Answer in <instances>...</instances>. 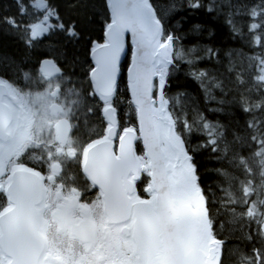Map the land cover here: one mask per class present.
Returning <instances> with one entry per match:
<instances>
[{
	"label": "snow or ice",
	"instance_id": "obj_1",
	"mask_svg": "<svg viewBox=\"0 0 264 264\" xmlns=\"http://www.w3.org/2000/svg\"><path fill=\"white\" fill-rule=\"evenodd\" d=\"M15 2L22 19L6 12L0 15V25L6 32L22 33V39L30 32L27 47L41 33L64 30L58 6L41 0L36 7L43 8L45 16L36 24L23 19L24 0ZM72 7L87 10L92 5L78 0ZM223 7L229 8L231 31L248 46L264 49V0H222L220 4L181 0L179 5L167 6L152 0H105L103 39L91 42L95 66L87 87H67L73 84L72 74L61 73L54 85L46 80L43 91L23 92L15 86L23 61L0 57V193L6 197L0 205V264H224V242L218 235L230 226L239 229L244 239L259 243L255 254L242 256L240 264H264V52L255 58L258 63L249 58L246 65L232 64L229 71L235 72V81L229 91L235 90L237 96L219 101L237 105L248 117L243 123H234L224 108L209 111L223 113L225 123L208 121L198 109L189 122L186 115L171 110L166 98L177 62L184 61L208 99L207 70L195 66L219 52L208 46H200L204 56L193 55L196 47L183 51V35L169 25V13L179 8L187 22V14L201 10L219 14ZM53 16L61 22L48 24ZM236 16L247 23H238ZM201 27L193 24L189 31ZM66 35L78 37L76 24ZM128 35L132 49L128 107L134 110L136 125L121 130L116 93ZM59 55L75 62L66 50ZM61 92L72 99L67 107L51 105L53 114L63 119L54 139H42L32 131L35 105L57 100ZM89 117L105 127L99 139L88 137L84 143L72 133L80 131L87 137ZM193 131L205 133L202 144H190L187 137ZM117 138L119 151L114 146ZM137 142L143 145L140 154ZM206 150L222 165L213 169L218 185L225 186L220 188L224 195L216 198L227 209L219 217L220 231L195 159ZM29 152H39V159L25 160ZM74 162H78L75 172L71 170ZM144 175L149 178L144 187L148 198L138 192ZM257 176L258 184L254 183ZM94 188H98L95 199L82 202Z\"/></svg>",
	"mask_w": 264,
	"mask_h": 264
},
{
	"label": "trees",
	"instance_id": "obj_2",
	"mask_svg": "<svg viewBox=\"0 0 264 264\" xmlns=\"http://www.w3.org/2000/svg\"><path fill=\"white\" fill-rule=\"evenodd\" d=\"M33 1H38L40 3V0H24V4L21 5V7L25 9L23 19L27 20L29 23H34L36 20V16L31 6H29ZM43 1L44 3L59 7L60 17L65 24L64 30H55L53 32H47L44 35H39L38 38L33 41L32 46L27 47L26 39L30 38V32L28 33V37L22 39V33L15 31L6 32L4 26L0 25V57L8 55L15 57L18 61H23L22 71L19 73L15 84L19 89L21 87H26L31 78H36L41 75L39 65L44 58L52 59L54 63L58 65L59 73H62L63 76H68V74L71 73V79L73 81H78L79 87H87L89 81L88 75L92 67L89 59V49L92 47L91 42H102L103 39L105 0H88V3L92 5V7L87 10L72 7V5L78 3V0ZM171 2H175L179 5L181 0H152L154 4H162L165 6L170 5ZM207 2L208 0H205V3ZM216 2L220 4L222 0H216ZM6 12L15 15L17 20L22 19L17 11L15 0H0V15H4ZM228 12V7H223L219 14L214 12L211 15L201 10L196 14H187L189 15L187 22L182 20V17L186 13L179 8L169 13V25L176 26L181 35H183V40L180 42L183 51L186 52L189 48L196 47L197 50L193 55L204 56L203 48L200 46H208L212 47L214 50H219L217 57L211 60L205 58L195 66L197 69L207 70L208 78L205 79L204 83L208 89V99L205 98V92L200 82L189 75L192 69H190L189 65L184 61L177 62L178 67L173 71L169 79L166 98H169L170 105L172 106L171 110L179 116L186 115L189 122L193 121L196 115L195 110L197 109L210 122H226V117L223 113L209 111V109L219 108H224L226 112H230L231 119L234 123H243L244 120L248 119L237 105H221L219 101L221 99L232 100L234 96H237L235 90L229 91V89L233 88V82L235 81V72L229 71L232 64H235L237 67H239L241 63L246 65L249 63V58H251V62L258 63V60L255 58L259 57L261 53L264 52V49L256 45L251 47L248 46L245 39L231 31L227 23ZM93 13H95L94 17ZM235 19L238 23H247V21L243 20L240 16H236ZM73 24H76V30L79 35L78 37L69 39L66 33L68 28ZM193 24H200L202 27L200 30L190 32L189 29ZM244 31L247 32V28H245ZM185 33H187V35H184ZM53 49H55V52ZM65 50L70 57H75L74 63H69L64 56L59 55L60 52ZM127 64L128 56H126L121 63V72L118 80L119 90L116 93V100L120 107L121 128L124 126L136 125L134 110L128 107L131 98L125 77ZM25 73H28L27 78L25 77ZM241 79H243V77ZM217 83L221 86L217 87ZM240 90L243 91V89ZM88 91H91V89L89 88ZM178 93H184L185 95L181 97L177 95ZM212 97L215 99H212ZM103 126L104 124L102 123V128ZM194 128H199V125H194ZM204 137L205 133L193 131L187 139H189L191 145H198L204 142ZM229 139H231V136H229ZM141 149L140 144H137L138 153H141ZM257 150L258 149H253V151ZM209 152L210 150L201 151L196 155L195 159L199 166L201 183L207 191L209 209L213 216L216 217V230L220 231L221 220L219 217L222 216L227 209L220 207V202L216 198L224 195V193L220 191V188L225 186L218 185V177L213 172V169H221L222 165L220 163H215L214 158L210 157ZM34 155L35 152H29L25 157L36 161ZM245 155H247V153H245ZM148 180L149 178L144 175L143 179L138 184V192L143 198L147 197V194L144 192V187L148 183ZM254 183H260L259 176L256 177ZM253 198L255 199V197ZM5 200L6 197L0 193V205H2ZM227 218L230 219V217ZM253 234L255 233L253 232ZM218 239L224 242V264H240L242 256L249 254L254 255V248L259 247L257 241L250 242L244 239L241 231L231 226L225 229L223 234L218 235Z\"/></svg>",
	"mask_w": 264,
	"mask_h": 264
},
{
	"label": "rangeland",
	"instance_id": "obj_3",
	"mask_svg": "<svg viewBox=\"0 0 264 264\" xmlns=\"http://www.w3.org/2000/svg\"><path fill=\"white\" fill-rule=\"evenodd\" d=\"M172 3L173 2H171L170 4H172ZM38 4H39L38 1H33L30 4L31 9H32V11L34 12V14L36 16V20L34 21V23H36V24L41 23L44 20V16H45L44 9L36 7V5H38ZM47 23L48 24H56V23H59V21L57 20V18L55 16H53L51 19H49L47 21ZM37 38H38V36H37ZM60 78H61V74L60 73H58V75L55 76V77H47L41 72V75L39 77L31 78V80L29 81L28 85L26 87H21L20 89L23 92H32V93L40 92V91H43L47 87V84L45 83L46 80L51 79L52 82H53V85H54L55 82H57V80H59ZM73 86H75L77 88H80L78 86V81H73V84L67 85V87H73ZM71 99H72L71 97H67L66 98L64 96L63 92H61L60 98L57 99V100H54V101L50 100V101H47V102H42V103L36 104L35 108H34V111L37 113V115H36V123H35V125L33 126V129H32L33 133L37 134V135H40L41 138L45 139V140L54 139L56 134H55V132L53 130V125L58 120L63 119V117L61 115H59V114H55L54 115L50 111V106H51V104L55 103L57 105L63 104L64 107H67L69 105V102H70ZM90 103H95V101H90ZM73 107L75 108L76 106L73 105ZM93 118H95V117H89V122H93V120H92ZM82 119L83 118H81L80 122H82ZM96 120H97V118H96ZM48 121H50V123H51L50 127H47V122ZM72 123H74V124L76 123L74 118H73ZM104 127H105V125L103 126V128ZM103 128H102V122L100 121V132H101L100 136L103 135ZM87 132H88V130H87ZM72 135L74 137H76V135H83V134L80 131H74L72 133ZM93 138H95V137H93ZM114 144H115L114 145L115 148L117 149V140L114 141ZM37 154L40 157V153H38V152L36 153L35 152L34 158L36 160H38ZM138 154H140V153H138Z\"/></svg>",
	"mask_w": 264,
	"mask_h": 264
},
{
	"label": "water",
	"instance_id": "obj_4",
	"mask_svg": "<svg viewBox=\"0 0 264 264\" xmlns=\"http://www.w3.org/2000/svg\"><path fill=\"white\" fill-rule=\"evenodd\" d=\"M41 2V1H40ZM44 2V1H43ZM44 34H46V33H41L40 35H44ZM127 40H128V44H126V47H125V51L124 52H122V54H121V59H120V68H121V63H122V61L124 60V58L126 57V56H128V64H127V67H126V69H125V77H126V81H127V86H128V67L130 66V64H131V62H132V49H131V45H130V42H131V36L130 35H128V38H127ZM89 59H90V61H91V64H92V67L93 66H95L94 65V63H93V57H92V54L90 53L89 54ZM43 63L41 64L40 63V65H39V68H40V70H41V72L44 74L45 72H47V73H49L50 75L49 76H47V77H55V76H57L58 75V73H59V67H58V65H56L55 63H54V61L52 60V59H50V58H44L43 60ZM121 72V71H120ZM89 73H90V71H89ZM88 77H89V75H88ZM119 77H120V73H119ZM119 77H118V80H119ZM89 79H90V77H89ZM130 95V94H129ZM131 98V97H130ZM55 104V103H54ZM52 105V104H51ZM50 111H51V106H50ZM52 112V111H51ZM53 113V112H52ZM62 120V119H61ZM61 120H59L57 123H56V125H55V132H56V127H57V125H58V123L61 121ZM123 128V127H122ZM122 128H121V130H122ZM102 136V135H101ZM101 136H98V137H96V138H94V139H99ZM140 144H141V146H142V148H143V145H142V142H140ZM117 151H119V140H118V138H117ZM38 170V169H37Z\"/></svg>",
	"mask_w": 264,
	"mask_h": 264
},
{
	"label": "flooded vegetation",
	"instance_id": "obj_5",
	"mask_svg": "<svg viewBox=\"0 0 264 264\" xmlns=\"http://www.w3.org/2000/svg\"><path fill=\"white\" fill-rule=\"evenodd\" d=\"M61 120V119H60ZM93 120V122H88V125H87V130H88V136L86 137V136H84V135H76V137H78V138H80L81 139V141L82 142H84V143H87V142H89L88 141V137H90L91 139L93 138V137H98V136H100L99 134H100V121L97 119L96 120V117L95 118H93L92 119ZM59 121V120H58ZM57 121V122H58ZM56 122V123H57ZM56 123L53 125V130H54V132H55V125H56ZM81 123V126H83V124H82V122H80ZM51 126V123H50V121H48L47 122V127H50ZM55 134H56V132H55ZM94 139V138H93ZM117 140V139H116ZM137 144H140V142H137ZM137 144H136V149H137ZM140 146H141V144H140ZM138 148H139V146H138ZM141 148H142V146H141ZM142 151H141V153L143 152V148L141 149ZM138 152V151H137ZM25 160H30V159H28L27 157H25L24 158ZM30 161H32V162H35V161H33V160H30ZM29 166H32V164L30 163V165ZM38 170H41L39 167L37 168ZM71 170L73 171V172H75V171H77L78 170V162H74L72 165H71ZM97 192H98V188H94V189H89L88 191H87V193H86V195H85V199H84V201H82V202H86V203H91V201L93 200V199H95V197H96V195H97ZM147 198V197H146Z\"/></svg>",
	"mask_w": 264,
	"mask_h": 264
},
{
	"label": "bare ground",
	"instance_id": "obj_6",
	"mask_svg": "<svg viewBox=\"0 0 264 264\" xmlns=\"http://www.w3.org/2000/svg\"><path fill=\"white\" fill-rule=\"evenodd\" d=\"M129 42H128V40H127V44H128ZM130 45H131V42H130ZM115 145V144H114Z\"/></svg>",
	"mask_w": 264,
	"mask_h": 264
}]
</instances>
